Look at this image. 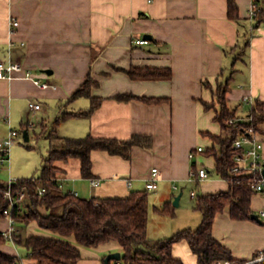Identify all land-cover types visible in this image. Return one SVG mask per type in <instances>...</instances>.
Here are the masks:
<instances>
[{"label": "crops", "instance_id": "1", "mask_svg": "<svg viewBox=\"0 0 264 264\" xmlns=\"http://www.w3.org/2000/svg\"><path fill=\"white\" fill-rule=\"evenodd\" d=\"M235 1L238 19L229 16V0H0V60L11 54L33 76L55 86L41 88L32 79L19 76L0 78V141L9 135L8 122L17 128L16 135L29 140L35 121L41 130L45 125L51 128L64 111L89 108V96L68 100L91 74L97 82L92 96L103 99L100 107L91 117L62 121L56 127L58 135L128 138L149 134L153 146H134L131 159L94 150L92 171L102 180L96 188L81 175L80 162L75 170L70 160L64 163V177L70 178L66 189L79 195L87 192V197H124L132 190L144 189L157 167L160 181L152 200L173 202L178 183L193 182L189 179L193 167L215 165V158L205 153L212 145L207 133L220 134L222 126L215 119L218 107L206 108L204 101L216 100L214 90L221 72L222 80L233 76L230 102L241 104L247 95L264 101V23L247 43L252 0ZM12 18L20 22L13 32ZM138 39L149 41L142 44ZM11 41L15 42L12 48ZM132 66L170 67L173 75L169 79H133L122 70ZM206 81L213 88L206 86ZM122 92L166 100L148 103L114 98ZM31 101L40 103L41 108L32 110ZM261 127L264 139V122ZM198 146L204 151L192 159L190 152ZM128 179L133 182L131 187ZM200 185L202 193L229 188L222 178ZM193 192L197 191H191L195 198ZM182 196L178 206L183 203ZM252 208L256 214L264 208V195L252 196ZM201 221L202 217L197 227ZM34 223L37 225L17 224V230L24 235L44 233ZM188 227L196 228L178 227L170 235ZM9 228V219L0 217V231ZM214 235L244 262L264 249V221L234 219L229 208L217 214ZM8 243L13 248L6 243L0 248L22 256L18 250L22 245ZM116 251L122 252V248L115 242L82 247L78 264H103V258ZM173 251L185 264H199L187 241L176 243ZM23 263L34 264L35 260L25 257Z\"/></svg>", "mask_w": 264, "mask_h": 264}, {"label": "trees", "instance_id": "2", "mask_svg": "<svg viewBox=\"0 0 264 264\" xmlns=\"http://www.w3.org/2000/svg\"><path fill=\"white\" fill-rule=\"evenodd\" d=\"M256 27L259 29L264 23V0H259ZM229 16L239 18L238 5L235 0H229ZM249 34V25H248ZM250 43V37L246 41ZM121 69V68H119ZM126 71L133 79H169L173 72L170 67L159 66H132ZM223 71L217 77L213 103L204 101L206 108H216L215 119L220 122V134L207 133L212 139V145L205 151L206 155L215 158V165L210 170L218 178L225 179L229 188L216 193H196L195 208L202 212V221L196 228H184L174 234L159 239L148 236L150 192L144 189L132 190L124 197L81 196L71 190L60 187L58 178L64 177L67 169L64 163L71 159L80 160L81 175L84 178H96L92 168V152L94 150L107 151L113 155L132 158V148L136 145L151 148L153 136L149 134H132L128 138L97 136L89 133L83 137L59 136L56 127L71 117H91L102 103V98L92 96V88L97 82L91 74L71 95L70 100L89 96L92 104L87 109L64 111L49 128L43 126L36 136L47 135L49 147L47 156L41 166L38 180L21 178L14 184V193L23 188L29 191V198L13 209V216L18 225H29L36 222L44 233L24 235L14 232V240L18 245L26 248L24 257L35 260L34 264H78L82 258V247L95 248L103 244L115 242L122 248V258L112 259L103 264H185L174 255V246L180 241H187L192 251L198 257L199 264H216L219 260L230 259L235 262H244L237 259L232 250L224 245L214 235V223L218 213L226 208L230 209L232 218L244 220L254 219L256 212L252 208V196L255 194L249 186L248 175L235 176L232 169L235 166L234 141L237 133L234 125L230 124L234 118H250L253 122H238L239 125H254L262 132L261 123L264 122V101L256 99L249 111L239 112L243 102L232 106L228 93L231 91L233 76L221 79ZM205 85L213 88L210 81ZM118 100L140 99L148 103H159L166 98L138 96L133 93L122 92L114 95ZM203 152V151H202ZM1 153V152H0ZM195 166V165H194ZM56 180V181H55ZM199 183V181H196ZM46 187L47 191L40 195L39 187ZM8 182L0 179V217H5L4 210L9 207L5 197ZM161 214H175L172 200H167L161 207H156ZM0 231V245L8 243ZM257 251L253 257L259 254ZM0 264H24L23 256L5 252L0 248ZM252 264H264L257 262Z\"/></svg>", "mask_w": 264, "mask_h": 264}, {"label": "built area", "instance_id": "3", "mask_svg": "<svg viewBox=\"0 0 264 264\" xmlns=\"http://www.w3.org/2000/svg\"><path fill=\"white\" fill-rule=\"evenodd\" d=\"M259 0H252L251 8H250V17H249V37L253 38L258 34L259 29L256 27V17L258 15L259 9ZM20 24L18 19H11L10 25L12 27V32L14 28L18 27ZM137 43H147L148 39H138ZM15 42L11 41V48ZM21 45H25V42H21ZM22 77L27 79H32L39 87L47 88V87H55L54 85L44 82L39 78H36L31 73V70L26 68L24 64L13 57L10 56L5 60H0V78H15ZM255 98L252 96H244L243 103L253 105L255 102ZM29 106L32 110H39L41 108V104L31 101ZM253 122V117L250 118H234L231 119L230 124L234 125V132L237 133V138L234 141V149L236 150L235 154V166L232 169V173L235 176H244L248 175L249 186L253 189L255 193H259L264 195V139L261 137V132L252 124L250 125H239L238 122ZM30 125H33V122H29ZM17 131L13 128L10 129L9 135L0 141V170L3 165L9 163L11 148L15 143V136ZM204 151L203 146H198L191 150L190 157L195 159L196 156ZM210 170L206 166L201 167H193L190 172V180L191 181H203L210 178ZM34 181L38 180V177H31ZM70 178L68 177H60L58 178V184L60 187L66 188L65 184ZM20 179L10 176V180L8 181V188L5 192V197L9 201V207L4 210L5 217L9 219L10 228L3 230L2 234L5 238H7L11 242H15L14 240V232H18L17 223L13 216V209L20 203H23L29 198V191L27 188H23L18 193H14L13 186ZM56 181V180H55ZM160 175L157 167L152 169L151 176L147 179L145 187L149 190H156L159 186ZM128 186H132V180L128 179ZM102 184V180L100 178H91L90 185L93 188H96ZM177 188V186H175ZM47 191L46 187H39V194L42 195ZM73 193L78 194L76 190H71ZM195 195L196 192H193ZM257 215L264 221V208H261ZM264 261V249L259 252L258 255L251 258L245 262H235L230 259L219 260L216 264H252L257 262ZM116 264H121L120 261H117Z\"/></svg>", "mask_w": 264, "mask_h": 264}, {"label": "rangeland", "instance_id": "4", "mask_svg": "<svg viewBox=\"0 0 264 264\" xmlns=\"http://www.w3.org/2000/svg\"><path fill=\"white\" fill-rule=\"evenodd\" d=\"M234 84V83H233ZM238 102H231L232 106H236ZM251 105L246 104V108H241V111L248 112ZM31 120H34L31 118ZM37 120V119H36ZM36 122V127L31 128L30 138L26 140L25 136L22 134L15 136V143L11 148L10 161L1 167L0 170V179L2 181L8 182L10 180V176L15 178H31L38 177L41 174V166L43 163L44 157L47 156V151L49 147V138L47 136H36L41 130L40 124ZM10 125V129H16L13 125L8 122ZM18 131H20L18 129ZM79 159L73 158L70 161V167L76 170ZM213 169V168H209ZM218 178L216 175H212L211 177L200 181L199 183L193 181L191 183L188 182H179L178 185L180 187L179 190H173L176 195L180 194L183 191V203L180 206H175L174 211L175 214H161L156 210V207H161L163 204L159 202V200H155L153 202L152 198L154 197V193L156 190L150 192V213H149V225H148V236L154 239L162 238L164 235H170V231L174 229H178V227L183 228L188 225H192V227H197V223H199V219L202 217V212L198 209H195V201L196 198L191 196V191L195 190L196 193L201 191L200 184H207L213 179ZM87 192H82L81 196H86ZM23 225V224H20ZM33 226H37L35 223ZM37 230H39L37 228ZM165 231V232H164ZM8 246L13 248L12 243H6ZM18 250L20 251L23 258L27 253V250L24 246H19ZM114 264V262H112ZM124 264V263H123Z\"/></svg>", "mask_w": 264, "mask_h": 264}, {"label": "water", "instance_id": "5", "mask_svg": "<svg viewBox=\"0 0 264 264\" xmlns=\"http://www.w3.org/2000/svg\"><path fill=\"white\" fill-rule=\"evenodd\" d=\"M181 196H182V192L174 198L173 205L178 206L180 204ZM252 217L254 219H257V220L259 219L257 214H253ZM121 258H122V252L121 251L112 252V253L107 255L106 262L109 263V261L112 260V259L120 260Z\"/></svg>", "mask_w": 264, "mask_h": 264}]
</instances>
